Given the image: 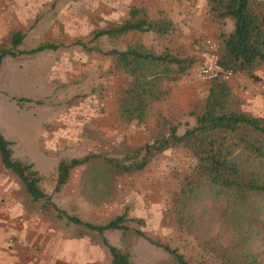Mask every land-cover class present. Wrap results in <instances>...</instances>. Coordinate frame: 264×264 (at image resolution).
Instances as JSON below:
<instances>
[{
  "label": "rangeland",
  "instance_id": "1",
  "mask_svg": "<svg viewBox=\"0 0 264 264\" xmlns=\"http://www.w3.org/2000/svg\"><path fill=\"white\" fill-rule=\"evenodd\" d=\"M130 5L117 18L110 15L111 5H104V28L124 22L139 9L141 17L171 20V31L163 36L128 32L95 39L97 29L84 27L63 38L65 33L56 30L58 23L54 31L47 32L48 21L58 22V18L44 19L31 37L39 45L46 41L65 43L63 48L40 50L27 59L5 58L0 69V131L13 142L14 156L32 163L40 172L43 188L59 207L99 224L126 214L127 234L123 236L117 229L108 236L112 245L130 250L131 264H177L161 245L177 248L191 263L203 262L206 252L177 220L176 198L195 166L190 152L184 147L169 148L144 169L132 173L105 166V159L122 158L127 148L152 143L176 124L180 133L195 124L215 84L197 77L199 66L214 54L208 40L219 45L221 35L233 24L215 19L209 0H131ZM95 18L92 16V21ZM76 42L88 48L71 46ZM137 43L157 53L170 49L194 61L180 80L170 84V93L155 103L152 116L144 123L119 117V99L129 77L115 65V56L108 54ZM261 68L264 65L254 72L258 79L239 71L237 74L259 84L249 86L237 75L226 83L239 111L264 117V102H259L264 100V89L257 73ZM85 156L91 160L72 169L66 184L57 189L59 162ZM88 204L102 207L94 211L87 208ZM214 219L218 221V217ZM136 230L146 237L138 236ZM260 232L255 246L264 251V227Z\"/></svg>",
  "mask_w": 264,
  "mask_h": 264
},
{
  "label": "trees",
  "instance_id": "2",
  "mask_svg": "<svg viewBox=\"0 0 264 264\" xmlns=\"http://www.w3.org/2000/svg\"><path fill=\"white\" fill-rule=\"evenodd\" d=\"M209 4L215 19L233 24L229 32L221 35L213 55L224 66L258 79L254 72L264 65V0H209ZM139 14L140 10L134 9L129 19L98 32L97 37H117L128 32L163 36L172 29L169 19H150ZM24 37L21 31L12 34V47L0 50V66L4 56L16 54ZM56 47L45 43L30 52ZM108 54L115 56V65L129 77L119 99V117L126 122L148 121L155 103L168 96L170 84L180 80L194 62L170 49L157 53L141 43ZM213 83L193 126L188 125L182 133L177 124L169 127L154 142L127 148L122 158L105 159V166L119 173L137 172L169 148H186L195 166L177 195V220L194 234L206 257L203 262L191 263L177 248L161 246L177 264H264V251L255 246L264 227V117L239 111L231 101L229 85ZM12 144L0 131L1 161L22 182L29 198L69 224L98 232L110 251L111 264H131L130 250L112 245L104 236L107 230L117 229L125 236L130 230L126 214L99 224L59 207L45 192L43 176L32 163L14 156ZM90 160L89 156L61 160L57 189L66 184L72 169ZM135 232L146 237L141 230Z\"/></svg>",
  "mask_w": 264,
  "mask_h": 264
},
{
  "label": "crops",
  "instance_id": "3",
  "mask_svg": "<svg viewBox=\"0 0 264 264\" xmlns=\"http://www.w3.org/2000/svg\"><path fill=\"white\" fill-rule=\"evenodd\" d=\"M130 1L0 0V50L12 47L11 37L14 32L21 31L25 34L16 54L4 56L0 69L7 56L17 60L38 54L30 52L40 46L31 34L35 29H39L44 19L48 20L47 17L58 18V22L48 21L47 32L54 31L58 23L56 30L65 33L63 38H66V34L70 32H80L84 27H91L92 31L97 29L95 39H100L104 35L97 37V33L107 30L104 28L106 24L102 18L104 5H111L110 15L114 18L116 15L120 17L121 10L131 6ZM92 16L101 18L92 21ZM41 17L43 21H39ZM45 43L57 46L44 50L49 51L63 48L65 41ZM73 45L87 46L77 42L71 46ZM257 73L262 78L261 85L264 89V68L259 69ZM236 78L241 82L245 81L249 86L260 83L244 78V74L237 75ZM258 97L259 95L257 100ZM259 102L263 103L264 100ZM88 205L90 206L87 208L94 211L102 207L101 204ZM111 231L113 230H107L104 234L109 243L108 233ZM111 262L110 251L98 232L89 231L81 225L69 224L65 219L57 218L53 210L41 208V203L29 198L22 182L4 166L0 158V264H111Z\"/></svg>",
  "mask_w": 264,
  "mask_h": 264
},
{
  "label": "built area",
  "instance_id": "4",
  "mask_svg": "<svg viewBox=\"0 0 264 264\" xmlns=\"http://www.w3.org/2000/svg\"><path fill=\"white\" fill-rule=\"evenodd\" d=\"M208 44L213 52L218 48V44L214 40H208ZM238 73V71L221 64L218 59L212 55L199 66L197 77L204 82H228Z\"/></svg>",
  "mask_w": 264,
  "mask_h": 264
}]
</instances>
